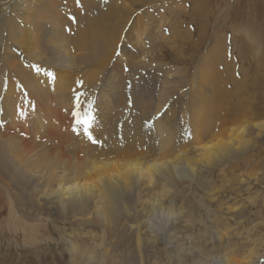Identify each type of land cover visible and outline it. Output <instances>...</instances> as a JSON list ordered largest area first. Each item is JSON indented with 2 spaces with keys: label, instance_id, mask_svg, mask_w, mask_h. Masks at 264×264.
Returning a JSON list of instances; mask_svg holds the SVG:
<instances>
[{
  "label": "rangeland",
  "instance_id": "374dc122",
  "mask_svg": "<svg viewBox=\"0 0 264 264\" xmlns=\"http://www.w3.org/2000/svg\"><path fill=\"white\" fill-rule=\"evenodd\" d=\"M99 1L86 16L84 0H0V264L256 257L264 244V130L253 126L264 123V0ZM92 16L97 41L91 22L86 31ZM239 99L245 108L235 113ZM77 110L95 117L96 143L76 124ZM241 124L253 132L247 149L206 164L204 149ZM135 160L172 161L173 180L133 183L119 215L106 216L96 196L87 211L41 204V192L58 183L92 187L88 174L100 163ZM156 200L141 219L142 205Z\"/></svg>",
  "mask_w": 264,
  "mask_h": 264
},
{
  "label": "bare ground",
  "instance_id": "6f19581e",
  "mask_svg": "<svg viewBox=\"0 0 264 264\" xmlns=\"http://www.w3.org/2000/svg\"><path fill=\"white\" fill-rule=\"evenodd\" d=\"M97 2H100V1L94 0V3H93L92 0H84V6H87V9L82 6L83 7L82 11L85 12L86 16L89 15V11H90L88 8V5H93ZM108 2L113 3L114 0H110ZM202 10H204V9H202ZM202 10H200V11H202ZM52 15H53V17L55 16V19H56V16H59L58 14H56V12H53ZM106 15L107 14H104V17H106ZM108 15L110 16V13ZM200 15L203 16L202 14H200ZM88 18H87V20H88ZM96 19H97V17H94V16L91 17V20H89V25L87 26L86 31H88V29L90 27V22H91V25L93 24L92 29H91V36L93 37L95 35L96 41H97L98 38H100L101 30L98 26V21ZM104 20H105L104 18L101 19L102 23H104ZM262 30H263V28H262ZM93 32H96V33L94 34ZM22 41H23V39L21 38L20 43H18V42L17 43L19 45H21ZM262 44H264V43L262 42ZM33 48H35V47L33 46ZM90 56H92V55H90ZM245 90H247V89H245ZM246 93H248V91H246ZM258 96H259V101H260L262 111L264 113V73L260 74V76H259V93H258ZM240 102H241V99H239L237 101V104H235L234 108L232 109V111L234 110L235 113L240 111V107L242 109L245 108L244 104H242ZM246 110H248V109H246ZM243 112H245V111H243ZM235 113H234V115H236ZM236 120H234V122ZM253 126H255L256 129H259V131L261 129L264 130V123L255 124ZM229 131L231 132V134L228 135L229 138H228L227 142H225V143L224 142L223 143L217 142V143H215L209 147H206L204 149V152H205L204 158L208 161V162H206V164H211L212 167H216L225 158L235 156V153H234L235 150H237L239 148L240 149H245V148L247 149L248 137L247 138H245V137L249 136L253 132H251V130H247L246 127L242 124H241V126L229 129ZM256 135H257V133H256ZM107 151H109V150H107ZM128 155H129V156H127L128 158L132 157L131 154H128ZM181 157H182V155H181ZM181 157H178V159H176V161L180 162ZM135 161L136 162H128L127 164H122V163L120 164V163H117V161H115V162L110 161V163H107V162L106 163H104V162L100 163V164L94 166L95 169L97 170V172L95 171L94 173L91 172L90 174H88L89 176L91 175L92 177H94L92 187H82V186H80V187L75 186L74 187V186H72V184H71L72 187H70V185H69V187H63L66 185H62V184L58 183L59 185L57 184V186L54 189H49V191L47 190L45 192L42 191L43 193L41 192V194H42L41 196H42V199L44 201L42 203L39 200L38 201L43 206L45 204H48L46 207H48L49 205L59 206V205H61V203H63L61 205V207H64V204H66V205H68L71 212L72 211H85L89 207L88 202L90 203V201L93 200V196H96V197H98V201L100 202V207L103 205L102 209L105 212L106 216L108 215L110 218H112L113 217L112 212H114L115 215H119V214H121L127 210V208L125 207L126 192L130 193L129 191L131 190V188H133L135 186V185L133 186V183L136 184V182H137L139 186H141L143 184V187H144V185H145L144 183H146L147 185H152L155 182H160V181L162 182V180L167 181V182H171L173 180L172 175H173V171H174L176 165H173L172 161H170V160L164 161L163 160V161H160L159 163H156V161H154L155 163L154 162L153 163H149V162L147 163L146 162L147 164L146 163H138L137 160H135ZM182 161L186 162V165L188 166V168H190V171H191V169L194 170V168L192 166H190V163L187 160L183 159ZM229 161H231V160H229ZM56 164H57V162H56ZM61 164H62V162H61ZM67 164H68V162H67ZM144 164H146V166ZM63 165H65V164H63ZM110 168H113V169H110ZM95 169H92V170L94 171ZM109 169L111 170V172L116 171L118 173V175L116 176L113 174H109L107 172ZM119 182L121 184L120 187L122 189L117 184ZM85 186H87V185H85ZM143 187L141 186V188H143ZM39 199H41V198H39ZM160 202L159 201L157 202V200H156L155 203H152L149 205H142L141 213L143 214V216L141 215L142 216L141 219H144L145 217L149 216V214L154 209H156L158 206H160ZM110 213H112V214H110ZM136 249L138 252L140 249L139 243H136ZM138 254H139V252H138ZM263 259H264V244H263L262 251L259 254H257L256 257L249 253L246 257L240 259V261H239V259L233 258V259H229L228 261L226 260V262L224 264H258Z\"/></svg>",
  "mask_w": 264,
  "mask_h": 264
},
{
  "label": "snow or ice",
  "instance_id": "6c2138e0",
  "mask_svg": "<svg viewBox=\"0 0 264 264\" xmlns=\"http://www.w3.org/2000/svg\"><path fill=\"white\" fill-rule=\"evenodd\" d=\"M77 2H79V0H77ZM116 56H119L120 53L119 51H117L115 53ZM35 68V71L37 74H39L42 69L39 66H33ZM46 75H48L49 77H52L53 74L51 72H47ZM82 81H77L78 85H82ZM77 103H76V107L77 109H79V95H82L81 93H77ZM89 109H91V103L89 104ZM74 116L77 118L76 119V124L79 125H84L85 126V133L88 135V139L91 140L93 143H96L97 141L95 139H93L91 133L88 131L89 127H91L92 122L94 121L95 117L92 116L90 114V112H86L83 114V117H81V113L77 110L76 112H74ZM159 118V116L157 117Z\"/></svg>",
  "mask_w": 264,
  "mask_h": 264
}]
</instances>
